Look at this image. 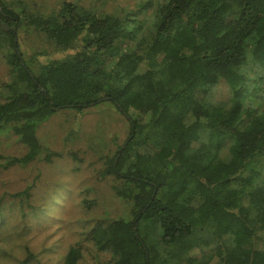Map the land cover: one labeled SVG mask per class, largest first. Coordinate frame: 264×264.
Instances as JSON below:
<instances>
[{
	"label": "trees",
	"instance_id": "trees-1",
	"mask_svg": "<svg viewBox=\"0 0 264 264\" xmlns=\"http://www.w3.org/2000/svg\"><path fill=\"white\" fill-rule=\"evenodd\" d=\"M130 21L73 2L45 13L0 0L13 76L0 132L28 147L13 163L39 156V126L58 108L110 102L130 123L98 172L129 217L96 219L63 264H84L91 247L104 264H264V0H162L147 27ZM29 29L74 52L26 59L16 39ZM222 82L225 103L211 91Z\"/></svg>",
	"mask_w": 264,
	"mask_h": 264
},
{
	"label": "rangeland",
	"instance_id": "rangeland-1",
	"mask_svg": "<svg viewBox=\"0 0 264 264\" xmlns=\"http://www.w3.org/2000/svg\"><path fill=\"white\" fill-rule=\"evenodd\" d=\"M25 2L31 10L45 13L59 9L64 2H73L98 13L130 18L131 27L141 21L147 27L162 0ZM17 40L28 60L37 51L46 52L39 56L40 60L64 58L74 52L57 51L32 29L19 34ZM6 52L5 48L0 49V102L9 95L6 84L13 80ZM255 73L249 72L250 77ZM211 91L215 101H228L223 82ZM129 124L110 102L93 104L83 111L57 109L39 126L42 152L25 165L13 160L25 155L28 147L12 129L0 132V264H63L69 248L89 231L96 219L129 217L128 204L115 195L109 181L100 179L98 173L105 160L128 138ZM54 151L59 155L47 161L45 155ZM260 170L264 174V161ZM91 248L92 254H86L84 264L107 262L106 254ZM202 251L196 249L192 254L200 256Z\"/></svg>",
	"mask_w": 264,
	"mask_h": 264
},
{
	"label": "water",
	"instance_id": "water-1",
	"mask_svg": "<svg viewBox=\"0 0 264 264\" xmlns=\"http://www.w3.org/2000/svg\"><path fill=\"white\" fill-rule=\"evenodd\" d=\"M2 26H3L4 29H7V30L10 29V27L7 25V23H2ZM16 41H17V39H16ZM22 64L25 65L24 61H22ZM58 109H60V108H58ZM125 114H126V113H125ZM126 115H127V114H126ZM127 116H128V115H127ZM123 147H124V146H123ZM117 159H118V158H116L115 162H117Z\"/></svg>",
	"mask_w": 264,
	"mask_h": 264
}]
</instances>
